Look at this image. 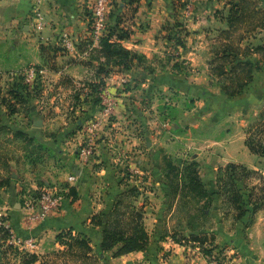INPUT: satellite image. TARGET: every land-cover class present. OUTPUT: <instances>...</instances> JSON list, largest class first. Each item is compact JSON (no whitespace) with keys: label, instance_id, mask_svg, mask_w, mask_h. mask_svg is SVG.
Wrapping results in <instances>:
<instances>
[{"label":"crops","instance_id":"1","mask_svg":"<svg viewBox=\"0 0 264 264\" xmlns=\"http://www.w3.org/2000/svg\"><path fill=\"white\" fill-rule=\"evenodd\" d=\"M233 1L235 0H137L133 2L136 6L134 13H131L125 4V7L119 11L118 17L117 10L110 16L109 25L124 27L130 32L127 38L118 41L127 49L145 55L150 70L144 65H136L127 70L108 67L110 72L107 73L99 71L98 66L104 62V58L99 55L101 45L99 40L94 38L89 24L94 0H40V2L0 0V32L22 31L25 33L24 37L39 36L36 48L38 55L33 63L57 65L56 68L48 67L45 71L54 81V86L49 83L43 85L45 93L53 90L52 94L48 93L49 106L40 105L44 112L53 114V117L47 122L43 121L41 126V129L52 127L44 143L50 145L51 140L62 138V132L73 124V120L68 119L65 113L67 106L62 105L61 109L59 103L55 102L57 97L60 99L69 97L72 101L71 98L75 94L76 99L72 102L74 103L72 109L75 108L76 114H80L85 121L92 119L101 121L100 127L95 132L83 127L73 136L62 139L60 144L63 149L66 145L69 151H72V147L89 139L95 142L97 151L92 158L84 162L74 150L61 158L64 165L66 164V169L59 168L51 172L52 176L43 177L45 186L61 189L63 172H67L68 175H64V179L68 182L69 176L75 173L78 176L77 182H69V184L76 186L78 197L67 196L58 211L40 222L29 224L25 216V206L18 201L19 190L22 188L21 194L25 193L23 185L20 184L22 179H18L19 172L25 171L23 161L17 156L1 158L0 153V180H3L1 177H6L4 172L11 174L8 176L10 180L12 177L9 185H0V209L7 210V218L18 235L35 238L36 247L30 252L38 255L37 264L42 262L86 264L85 256L80 250H76L75 253L66 250V246L58 241L57 236L60 232L70 229L73 230V235L77 234L76 230L84 233L88 231L93 233L94 241L97 242L98 228H92L90 219L94 213L105 208L106 199L117 195L116 193L120 191L118 174L121 173L115 170L117 164L119 168L129 167L133 171L128 182L142 181L144 185H154L160 189L164 186V183H161L164 176L162 172H154L150 176V172H143L142 168L150 161L159 162L163 157L165 136L161 130L162 123L153 116L160 112V107L165 101L163 96L165 93L181 90L183 85L184 89H192L193 86H198L194 81H209L210 77L215 75L213 68L216 64L214 54L216 47L214 48L213 45L216 43L215 38L230 27L228 15ZM177 2L183 3L182 5L188 3L186 6L191 8L190 12L179 6ZM259 7L264 10L262 4ZM37 10L40 11V15ZM39 22L42 23L40 27L37 25ZM169 27H174L171 31L184 35L183 45L169 41L166 35L170 30ZM64 31L70 32L75 40L74 51L63 46ZM251 33H258V37L260 36L258 40L261 39L264 35V25L239 27L235 33L237 37H234L236 46L244 49L247 43L256 44L257 38L246 36ZM114 38L116 39V36ZM220 39L225 46L228 40L222 35ZM263 43L264 41L260 44ZM41 47L46 50H42ZM240 57L241 55L238 58ZM249 59L254 63L252 81L238 95L231 97L223 93L224 97L250 100L259 98L263 93L264 89H257L264 84V58L258 53H253ZM161 61L166 63L165 68H160ZM183 62L189 63L192 67L190 75L183 73ZM177 64L181 65V69L175 70ZM181 78L188 80L186 85L180 80ZM100 80L105 84L99 88L100 91H97L98 89L94 87ZM95 97L101 98L100 103L95 101ZM107 100L110 102L108 111L105 104ZM37 108L38 111L41 109ZM3 110L5 111L4 108ZM60 112H64L65 118L58 124L57 119L62 117ZM156 121L157 126L153 129L152 123ZM3 123H6V115L0 121V132L6 134L8 128ZM231 132L232 128L229 127L223 133L222 139L213 141V144L218 143L220 150L223 151L224 162L221 165L241 163L258 169L253 163L257 160L256 155L248 149L244 131H240V134ZM54 133L57 134V138L53 137ZM246 149L251 154H248ZM109 166H112L111 169ZM262 173L264 176V172ZM121 175L126 174L123 172ZM31 185L35 186L33 189L39 187L35 180ZM246 192L250 193V190ZM18 204L21 207L14 208ZM152 215L147 211L145 224L150 223ZM249 221L243 234V249L246 255L251 254L253 259L247 262V256H244L234 259L231 264H264V206H251ZM154 247V244L150 243L140 251L118 257H114L110 252L99 264H140L145 258L150 259L141 264L149 263L150 260H154L156 264H184L187 258L191 260V264H203L205 261L201 255L191 257L189 252V257L186 256L185 259L181 252L183 250L177 247L173 250L177 254L168 262H164L160 255L161 251L167 252L165 248L157 254L158 258L147 255L148 252L154 251Z\"/></svg>","mask_w":264,"mask_h":264},{"label":"rangeland","instance_id":"2","mask_svg":"<svg viewBox=\"0 0 264 264\" xmlns=\"http://www.w3.org/2000/svg\"><path fill=\"white\" fill-rule=\"evenodd\" d=\"M133 2L132 0H114L111 16L114 11L117 10L118 17L119 11L125 7V4L128 6L131 13H134L136 6ZM257 2L260 3H257L256 7H259L260 4L264 7V0H257ZM177 3L183 9L186 8L187 12H190L191 8L186 6L188 3H185V5H182L183 3L180 2ZM185 14L186 12L184 15ZM261 16V13L253 14L251 17L247 18L248 21L244 26L249 27V25L255 24L256 21L260 20ZM173 25L172 23V26ZM111 27L112 25L108 27L107 32ZM120 28L126 30L124 27ZM168 29L170 30H168L166 35L167 38L170 39L169 41H172L174 44L183 45L184 35H180L179 32L177 34L171 31L174 27H169ZM24 35L25 33L22 31L15 33L0 32V121L3 120V116L5 117L6 115V123L3 124L9 127V131H7L6 134L0 132V153L2 155L1 158H5L6 156H17V158L23 161L25 171L19 172L18 179H22L20 184L23 185L26 195L25 193L21 194V192H23L21 188L19 190L20 198L18 201L25 206L27 202L37 199L45 187L48 188V186H45L44 176H52L51 172L59 168L66 169V164L64 165L61 159L63 156L75 150V154L81 157V144L72 147V151H69V147H66V145L64 146L65 149H63L60 141L58 142L56 139L50 141L49 144L51 147L46 146V144H44L45 146L42 145L45 142V138L49 135L48 132L52 130V127L41 129V126L43 125V121L47 122L48 119L53 117V114L44 112L40 107V105L49 106L48 100L50 97L48 93L52 94L53 92L52 90L45 93L43 91V85L45 83L48 85L49 83L52 87L54 86V81L51 80L52 78L50 79L49 74L47 75L44 70H48V67L54 69L57 65L50 63L48 66V64H43V62L42 64L33 63L35 57L38 55L36 48L40 38L39 36L33 38L28 36L24 37ZM250 35L254 36L253 38L255 39L257 38L256 44L247 43L245 47L252 44V46H255L264 41V35L261 36L259 40L258 38H260V36L258 37V33H251L246 36L250 37ZM220 36L221 35L215 38L216 43L213 46L214 48L216 47V49L211 48V50L214 49V54L218 56V59L221 58L218 54L220 52L222 53L224 44ZM172 37L175 38L172 39ZM177 38H179L182 43H179ZM247 42L249 41L247 40ZM204 52H206V50ZM41 54L44 56L42 52ZM258 54L264 58V51L260 50ZM204 55L206 56L205 53ZM147 62L148 59L139 65H144L150 70V65H147ZM159 65L160 68L166 67L164 61L159 62ZM32 66H35L38 70H43L42 73L39 72L34 83L31 81L29 82L26 77L27 70ZM182 66L184 74L190 75L192 73V67L189 66V63L184 64L183 62ZM226 66L229 68V64ZM177 68L181 69V65L176 66L175 70ZM230 78V76L221 78L214 75L210 77L209 81H194L198 86H193L194 88L192 87V89H184L183 85L181 90L178 89L163 95L165 96L164 104L160 107V112L153 116L154 119L162 123L161 130L165 136L163 145L164 151L162 152L163 157L160 158L159 162L158 160L154 162L150 161L147 165L148 168L147 166L142 167L144 169L143 172H150V176H152L154 172L163 173L164 176L161 183H164V186L161 189L154 185H144L142 181L128 182L130 176H132L131 172L133 171H131L129 167L124 169L119 168V164H117L115 168L117 173L122 174L124 172V174H126H118V180L121 186L120 191L116 194L118 195L121 192H125L122 200V212H125V218L127 217V213H130L134 209L143 212L144 226L148 229L150 235L149 245L153 243L155 246L154 251L148 252L147 254L151 258H158L157 254L165 248L167 252L162 253L161 251L160 257L164 262H168L172 256L177 254L173 251L176 250L177 247L183 250L181 252L185 259L189 257L188 252L191 254V257L200 255L197 254L198 251L194 247V243L199 242L193 241L192 238L198 235H205L207 241L204 242L203 245L199 243L202 246V253L205 257L218 260L221 264H231V261H234V259L244 258V256H247V262L253 259L252 255H246L243 249V234L248 225L243 227L237 224L235 212L229 209L230 204L228 197L222 192L223 185L219 183L218 176L220 167H225L226 165H221V163L224 162V154L219 148L220 145H218V143L213 144V141L222 139L225 130L231 127V133L240 134V131H244L246 141L250 139L254 148L258 151L260 150V153H254L246 144L252 154L256 155L257 160L253 161V163L258 169L248 167L241 163L235 164L246 168L250 172V174L247 175L246 172L238 169L237 172H242L241 179L238 183L241 186H246L248 190L253 189V195L256 196L254 199L258 200L259 204H261L260 207H263L264 90L263 93L259 95L260 97L256 99L251 98L248 100L235 97H224L222 87L234 85ZM44 80L46 82H44ZM180 80L184 81L183 83L185 85L186 81H188L183 78ZM38 86L42 90L40 95L37 94L36 96L38 97L33 96L31 98V95L35 93L34 90ZM261 89H264V84L257 90ZM16 94L26 96L25 98L27 99L23 97L24 99L22 100L25 101L21 102V98L19 97V100ZM75 96L74 94L71 98L72 101L69 100V97H67V99H60L59 97L54 99L55 102L57 101L59 103L61 109L62 105L67 106L65 112L67 118L72 119L74 124L78 122V124L81 125L79 129H82L83 127L85 128L89 120L85 121L81 118L80 114H76L75 108L72 109L74 104L72 102L76 99ZM84 97L86 98V96ZM5 102H7V104H4ZM226 104L229 105L226 106ZM12 107L16 108L14 114L10 112ZM37 107L41 109L38 111ZM63 109H65V107ZM61 115L62 117L57 119L58 124L65 118L64 112L61 113ZM37 121H41L42 125H36L35 122ZM157 121L152 123L153 129L157 126ZM20 131L25 133L22 138L17 135ZM128 134L129 133H126V135ZM151 136L153 137V135ZM248 149L246 150L248 151ZM248 154L251 153L248 151ZM109 167L111 169L112 166ZM189 172L192 174L197 172L204 188L208 191L207 196L199 197L192 191V187L188 183ZM66 173L67 172H63L62 187L69 184V182L64 179V177L68 175H66ZM4 174L6 177L1 178H3V180H10L8 176H11V174H8V172H4ZM32 180L38 183L39 187L36 188L39 189H33L35 186L31 185L33 182ZM10 181H12V177ZM154 188L157 189L154 190ZM112 198L113 196L106 199L105 208H107ZM9 205L11 206V204ZM147 205L148 209H146ZM14 208L17 209L16 206ZM147 211L154 216H151L150 223L145 224ZM150 230H152V232H149ZM76 232L79 231L76 230ZM85 234L94 240L92 232L87 231ZM0 237L3 238L2 232H0ZM1 238L0 264H22V252L13 247H7ZM151 238L153 241H151ZM166 245L168 247H166ZM108 256L110 258V255ZM149 259L150 258H145L143 261ZM146 264H156V262L150 260L149 263L146 262ZM184 264H191V260L187 258Z\"/></svg>","mask_w":264,"mask_h":264},{"label":"trees","instance_id":"3","mask_svg":"<svg viewBox=\"0 0 264 264\" xmlns=\"http://www.w3.org/2000/svg\"><path fill=\"white\" fill-rule=\"evenodd\" d=\"M133 1L137 0H132V2ZM257 3V0H235L231 2L232 5L228 15L230 27L221 33V35L228 41L226 42V45L223 46L222 53L220 52L218 54L221 58L218 59V56H216V64L213 70L215 75L218 77H231L230 80H232L234 85L232 84V86L228 85L222 87V91L229 96L238 95L252 81L254 63L249 59V56L253 53H258L260 50L264 51V43L257 44L255 46L249 45L248 47L241 49L239 46H236V42H234L236 40L234 37H237V34L235 33H237L238 28L244 26L248 21L247 18L251 17L253 14L261 13L262 16L260 17V20L256 21L255 24L252 25H264V10H260V7H256ZM129 33L130 32L128 30H123L116 25L113 28L111 27L110 30L102 37L100 41L101 49L99 55L104 58V62L98 66L99 71L109 73L110 69H108V67H118L123 70H127L146 61L145 55L127 49L121 42L118 41L120 39L127 38ZM115 36L116 39L114 38ZM174 38L175 37H172V39ZM177 41L182 43L179 38H177ZM42 50L45 51L46 49L42 48ZM239 55H241L240 58H238ZM227 64H229V68L226 66ZM178 65L179 64H177V66ZM104 84V81L100 80L96 83L94 89H98L97 91H100L99 88L104 86ZM34 91L36 94L34 93L31 95V98L37 94L40 95L42 90L38 86ZM16 97H18L19 100L21 98V102H24L25 100L22 99L26 96L16 94ZM95 101L100 103L101 98L97 97L95 98ZM4 104H7V102ZM10 112L14 114L16 112V108L12 107ZM75 123L76 124L73 122L72 126L62 132V138L57 139L58 142L60 141L61 143V141H63L62 139H67L77 132L81 125L78 124V122ZM6 128V131H9V127L6 126ZM24 134L25 133L23 131L17 133V135L21 138ZM52 135L55 136L56 134L54 133ZM54 138H57V135ZM44 144L45 143L42 145ZM246 144L252 152L260 153V150L258 151L254 148L250 139L246 141ZM46 146L49 147L50 145L46 144ZM238 169L246 172L247 175L250 174L246 168L235 163H229L225 167H220L218 178L219 183L223 185L222 192H224V194L228 197L230 204L229 209L235 212L237 224L246 227L250 222L251 206L257 205V207H260L261 204H259L257 199H254L256 196L253 195V189H249L250 193H247L246 191L248 188H246V186H241L238 183L241 179L242 173L237 172ZM188 177V183L191 185L192 191L196 195L199 197L208 195V191L204 188L197 172H194L193 174L189 172ZM9 182L10 180L8 179L2 180L0 185H9ZM61 189L68 190L65 193L66 196L71 195L74 198L78 197L75 185L68 184ZM124 193L125 192H121L118 195H114L112 200L108 203L107 208H104L91 216L90 224L92 225V228H98L96 231V243L85 233L77 232L76 235H73L72 229L62 231L61 234L59 233L57 236L58 241L63 243L66 246V250L71 251V253H75L76 250H80L85 256L86 264H99L102 260H105V255L110 252H112L114 257H118L130 252L144 249L150 242V235L144 226L143 212L134 209L130 213L128 212L127 217L125 218V212H122L121 208ZM0 232L3 233V238H0L3 240L6 239L8 234L2 228H0ZM192 240L203 245L204 242L207 241V237L205 235H198L194 236ZM21 256L22 264H37V261L39 260L38 255L31 252H22ZM41 264L44 263L42 262Z\"/></svg>","mask_w":264,"mask_h":264},{"label":"built area","instance_id":"4","mask_svg":"<svg viewBox=\"0 0 264 264\" xmlns=\"http://www.w3.org/2000/svg\"><path fill=\"white\" fill-rule=\"evenodd\" d=\"M40 2V0H38ZM114 4V0H94L92 13L90 17V28L92 34L96 40L101 41L102 37L108 30L109 27V18L111 15V9ZM38 14L40 15V11ZM37 25L39 27L42 25L39 22ZM62 43L63 46L71 51H74L76 48L75 40L72 38V35L68 31H64L62 34ZM46 71V70H44ZM39 72L42 73L43 70H38L35 66L29 67L26 73L28 81H36ZM103 99V98H102ZM108 111L110 108V102L105 101ZM109 105V106H108ZM101 125L100 120H90L85 129L91 132H95ZM86 143V145H85ZM96 145L92 140H87L81 144V160L87 162L90 158L96 153ZM78 176L73 173L69 176V182L76 183ZM68 190H63L58 187H48L45 188L40 196L34 201H29L25 204V216L29 224L40 222L51 215L53 212L58 211L62 204L65 202L67 196L65 193ZM0 228H2L8 235L4 239V243L8 246L21 251V252H30L36 247V240L34 237H22L17 234V232L12 227L9 219L7 218L6 210H0ZM195 249L200 253L201 257L205 260L203 264H221L218 260H212L202 253V246L199 243H194Z\"/></svg>","mask_w":264,"mask_h":264},{"label":"water","instance_id":"5","mask_svg":"<svg viewBox=\"0 0 264 264\" xmlns=\"http://www.w3.org/2000/svg\"><path fill=\"white\" fill-rule=\"evenodd\" d=\"M36 125H42V122L41 121H37L36 123H35ZM17 208H20L21 206H20V204H18V206H16Z\"/></svg>","mask_w":264,"mask_h":264}]
</instances>
